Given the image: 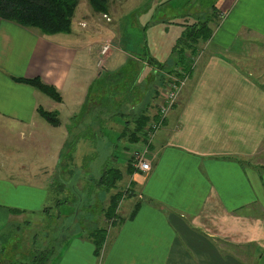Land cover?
<instances>
[{
    "label": "crops",
    "instance_id": "crops-1",
    "mask_svg": "<svg viewBox=\"0 0 264 264\" xmlns=\"http://www.w3.org/2000/svg\"><path fill=\"white\" fill-rule=\"evenodd\" d=\"M215 8L212 35L192 56L188 76L178 75L182 71L175 64L159 70L146 62L148 57L142 58L164 82L184 78L185 83L152 138L146 154L150 170L130 175L139 182L133 198L121 196L115 217L106 216L102 207L103 224L87 226L91 206L82 205L80 196L77 203L82 201L71 212L76 215L66 216L54 234L62 244L46 264H264V83L233 60L246 56L254 41L264 42V0H221ZM83 13L77 18L78 28L101 20L89 7ZM85 33H65L81 36L77 43L67 42L60 33L43 35L0 18V247L19 221L43 222L54 210L49 190L57 182L68 129L81 135L85 127L94 132V122L127 118L105 109L96 114L93 109L105 92L91 85L103 79V71L119 67L94 70L89 60L98 39ZM124 53L129 61L141 60ZM147 75L150 82L152 75ZM13 76L39 77L62 99L50 102ZM155 88L150 117L156 116L164 97L163 87ZM142 98L141 92L128 89L113 96L125 111L142 108ZM86 102L93 108L81 113ZM154 104L157 107H151ZM44 105L57 111L59 125L40 118L37 109ZM72 116L83 120L71 124ZM90 134L85 139L93 141ZM82 140L78 138L72 161ZM94 199L99 201L98 195ZM79 211L82 221L76 218ZM100 227L106 232L96 255L87 233ZM45 237L53 236L46 231Z\"/></svg>",
    "mask_w": 264,
    "mask_h": 264
},
{
    "label": "rangeland",
    "instance_id": "rangeland-1",
    "mask_svg": "<svg viewBox=\"0 0 264 264\" xmlns=\"http://www.w3.org/2000/svg\"><path fill=\"white\" fill-rule=\"evenodd\" d=\"M220 4L221 0H109L106 11V17L109 20L103 17L102 13H96V18H101V20L94 21L95 25H91L90 22L86 21L87 24L84 26L81 24V27L78 28V16L84 14V10L88 7L91 8L87 0H79L72 18L71 31L85 30L86 35L93 33L98 39L97 43L93 44L89 65L94 70L119 67L116 70L119 74L112 75L109 83H102L101 79V81L95 83L94 89L100 84L106 85L105 96L102 97L104 105L111 111L110 114L113 116H118L122 112L127 118H112L107 123L94 122L92 124L94 132L90 134L91 139L94 140L85 139L84 134L70 165L67 163V154H65L70 149L64 151L62 161L65 163V167L56 182L60 185H54L49 190L55 200L53 204H50L54 210L47 215L46 220L43 222L30 219L27 221L21 220L11 227L0 247V264L31 262L34 256H38L43 246H45L44 240L51 238L45 237L46 231L57 239L58 244L54 250L59 249L62 243L54 234L60 230V225L66 221V216L76 215V213L71 212L76 204L79 206L82 201L80 200L77 203L80 196L84 197L82 205H87V208L91 206L89 212L92 217L90 215L85 217L87 226H93L92 224L100 226L103 224L100 222V217L103 216L101 211L108 204L109 196L105 192L98 194V191H95V194L91 193L89 191L92 188L87 187V185L92 180H97L101 173L105 171V168L114 166L122 173L121 180L116 182L111 192L121 191L123 196L127 193V198H133L132 192L139 188V182L130 178L131 173L126 172L127 164L125 163L128 156L127 161L131 160L132 153L135 151L131 149L140 151L145 149L146 140L142 138L137 143H129L128 135L122 136L121 140L118 139V135L124 130L126 120H133L142 110L146 111L152 99L156 98L155 85L165 88V78L157 76L154 66L159 67V70L161 68L171 69L175 64L173 54H178L180 49L184 51L183 55L186 62L193 61L192 56H196L197 52L202 49V38L199 37V42L191 46L187 44L186 39L202 25L208 24L211 27L212 24L214 25L217 22V15L213 11V6L215 5L217 8ZM202 32L204 33L205 30ZM60 34L58 36L67 42L77 43L81 39V36L77 35ZM104 42L110 43V47L105 54L101 55L100 49ZM175 46H177L176 50H173ZM124 52L132 53L134 57L139 56L141 60L133 59L129 61ZM246 52L247 54L243 58L233 60L239 62L241 68H244L248 72H246L247 74H251V78L264 83V42L254 41ZM145 57H148L146 62L153 61L154 66L145 64ZM164 72H159V75H165ZM103 74H107V72ZM147 74L152 75L150 76V82L146 80ZM122 89H128L130 93L141 92L143 95L140 103L142 108L133 107L125 111L120 102H115L113 96ZM91 95H93V90ZM47 98L50 102H53L52 99ZM42 107L48 109L46 105ZM151 107L155 108L157 106L154 104ZM78 120H83V118H76V121ZM122 122L123 125L118 127ZM128 126H132V124L129 123ZM93 146H95V150H91L90 147ZM114 159L115 161H113ZM79 183H82L84 187H75ZM95 195H98L99 201L94 199ZM100 198L105 199L102 202ZM57 199L59 204H56ZM89 202H92V204ZM124 204L125 202L123 206ZM118 206L114 215L118 214ZM122 210H124V207ZM80 211H82L81 208ZM80 211L79 215L76 216L77 219L83 218V212ZM57 252H53L50 259L54 255L56 256Z\"/></svg>",
    "mask_w": 264,
    "mask_h": 264
},
{
    "label": "trees",
    "instance_id": "trees-1",
    "mask_svg": "<svg viewBox=\"0 0 264 264\" xmlns=\"http://www.w3.org/2000/svg\"><path fill=\"white\" fill-rule=\"evenodd\" d=\"M87 1L95 12L103 13V14L106 13L109 0H87ZM78 2L79 0H0V18L14 22L26 28L36 29L43 35H51L56 33H69L71 31L72 18L77 8ZM203 30H205L204 33L202 32ZM211 35H212V28L208 26V24H204L200 28H197L196 31H194L192 34H190L187 37L186 41H188L187 44L191 46L192 44L199 42L198 40L199 37L202 38V42H205L211 37ZM176 47L177 46H175L173 50H176L175 49ZM183 53L184 51L180 49L178 54H173L175 57L174 63L175 66L178 67L180 71H182L179 72L178 75L184 76L187 74L188 76L190 74V70H191L190 66L192 61L186 62ZM149 63L154 64L153 61H150ZM104 72L106 71H103L101 74V76L104 75L101 81L102 83L103 82L109 83L112 75L119 74V72L116 70L107 71V74H103ZM12 79L15 80L16 82H21L24 84L31 85L32 87L41 91L46 96H48L49 98L55 101H61L62 99L60 92L54 86L44 83L39 77L23 78V77L13 76ZM106 87H107L106 85L100 84L99 89L102 88L105 92ZM92 88H94V85H91L90 89ZM87 100L89 99L87 98ZM98 104L99 106L94 108L93 106L90 105L91 108L93 109L96 108V114L103 109H105L106 111L107 110L110 111L109 109L106 108V105H104L102 98L99 99ZM90 106H88V102L85 103V106L83 104L81 108L82 109L81 113H85L86 109ZM37 111L39 115L43 119H45L49 124L53 126L59 125L60 120L58 118L57 111H53V110L49 111L42 107H38ZM147 111L148 108L146 109V111L142 110L139 114H137L136 117L133 118V120H129V119L126 120L124 130L121 133H119L118 139L121 140L122 139L121 137L122 136L124 137L125 135H128L129 143H137L141 141L142 138L144 139V128L146 127L147 123L150 120H154L158 117V113H156V116L150 117ZM119 115H124V114L121 112ZM74 122H76V116L71 117L70 123L73 124ZM129 123H131L132 126H128ZM91 131H92L91 129L85 127L83 133L81 135H78V134H73L70 128L68 129V135L60 153V161L56 172L57 180L59 178L60 173L63 171V168L65 167V163L62 161L64 153L68 149H70L68 153H65L67 154V163L69 162L68 164L70 165V162H72L73 152L76 143L78 142V138L83 137L84 134L86 138V134L88 133L89 135ZM130 165H131L130 161H128L126 165V172H128V174L136 171V169ZM104 170L105 171L101 173L100 177L97 180L94 179L95 181L92 180V182H90V184H88L87 187L90 186V188H92L89 191L91 193H95V191L96 192L103 191L109 196L108 205L104 209L105 215L108 217L109 216L115 217L116 214L114 215V213L116 212V208L118 206L119 200L121 199V196L123 195V192L121 191L111 192V190H113V188L115 187L116 182L121 180L122 173L118 168L114 166L105 168ZM56 185H60V184H56ZM11 211L15 213L22 212V210L17 208H11ZM105 232L106 229L104 227L102 228L100 227L87 233V236L90 237L93 241V244L95 246L94 253L96 255L99 254L101 246L104 242ZM57 244H58L57 239L51 237L49 242H47L45 246H43L39 255L38 256L35 255L34 258L31 260V262H16L15 264H45L50 259L52 253L55 252L54 249Z\"/></svg>",
    "mask_w": 264,
    "mask_h": 264
},
{
    "label": "built area",
    "instance_id": "built-area-1",
    "mask_svg": "<svg viewBox=\"0 0 264 264\" xmlns=\"http://www.w3.org/2000/svg\"><path fill=\"white\" fill-rule=\"evenodd\" d=\"M107 20H109L104 14ZM110 47V43L104 42L101 45L100 54H105ZM185 83L184 78L178 79L176 82H168L164 88L163 100L158 105V117L154 120H150L146 127L144 128V139L146 140V147L144 150H135L131 156L130 164L137 170L147 172L151 168L149 160L146 158V153L148 151V145L150 144L155 133L163 126L166 116L169 110L175 104L182 86Z\"/></svg>",
    "mask_w": 264,
    "mask_h": 264
}]
</instances>
